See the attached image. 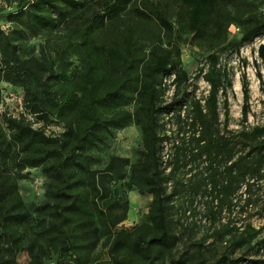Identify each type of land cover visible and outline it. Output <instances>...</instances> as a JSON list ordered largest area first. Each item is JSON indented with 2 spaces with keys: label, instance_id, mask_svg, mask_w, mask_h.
I'll list each match as a JSON object with an SVG mask.
<instances>
[{
  "label": "trees",
  "instance_id": "trees-1",
  "mask_svg": "<svg viewBox=\"0 0 264 264\" xmlns=\"http://www.w3.org/2000/svg\"><path fill=\"white\" fill-rule=\"evenodd\" d=\"M5 1L14 3L16 10L6 15L10 30L0 27V104L3 84L20 87L25 108L42 127L33 129L22 116L4 115L0 121V264L14 263L20 252L27 253L29 264H43L41 258L50 251L57 255L53 264H98L99 246L106 248L109 264H176L171 258L165 260L176 237L168 216V175L162 167L163 118L189 103V128L197 156L222 155L227 144L217 132L218 104L222 96L226 119L231 82L218 56L207 57L208 70L202 79L209 93L202 107L198 101L178 97L188 79L179 52L173 54L154 42L149 50L142 47L145 40L137 25L153 16L132 8L135 0ZM179 1L188 9L191 34L203 37L212 28L221 31L219 5L224 0ZM154 19L167 33L173 32L162 13L156 12ZM60 30L67 32L63 47L75 48L80 58L78 70H64L68 83L60 80L59 70L48 66L44 47L40 58L20 57L31 39ZM262 34L264 22H253L238 41L228 42L224 49L238 50ZM258 53L264 59V45ZM170 75L174 95L165 103L164 80ZM241 91L245 118L249 99L245 76ZM50 118L57 121L60 133L46 134L43 123ZM131 125H138L142 133L135 162L110 156L102 169L90 168L93 151L106 145L115 131ZM251 135L262 138L253 147L260 164L264 126ZM255 167L231 164L225 170L226 187L243 180ZM28 168H40L46 183L43 201L32 210L18 189L22 172ZM116 184L151 195L145 222L132 230L121 225L128 201ZM258 247L264 248V237ZM241 261L221 256L213 264Z\"/></svg>",
  "mask_w": 264,
  "mask_h": 264
},
{
  "label": "rangeland",
  "instance_id": "rangeland-1",
  "mask_svg": "<svg viewBox=\"0 0 264 264\" xmlns=\"http://www.w3.org/2000/svg\"><path fill=\"white\" fill-rule=\"evenodd\" d=\"M131 7L142 8L153 16L149 22L137 25L140 37L145 40L143 48L149 50L154 42L173 54L179 52L181 67L188 79L181 85L178 97L184 96L189 102L198 101L204 107L209 85L202 75L208 70L207 57L211 53L218 56L219 65L225 68L231 82V89L226 92V119L222 96H219L218 104L217 132L227 144L222 155L214 157L211 154L209 158L205 154L197 156L198 148L191 140L189 128V103L163 118L166 140L161 153L162 167L168 175L166 192L171 194L168 216L176 237L172 250L165 254L166 262L171 258L176 264H213L225 256L243 260L240 264H246L244 260H260L264 264V248L258 247V242L264 237V159L257 164V155L253 151L262 138L251 135L255 128L264 126V59L258 53L260 45H264V34L241 45L238 50L224 49L228 42L238 41L253 22H264V0H224L219 5L223 22L221 31L216 33L212 28L209 35L203 37L194 36L188 31V9L179 0H135ZM14 10V3L0 0V27L6 32L10 30L6 15ZM156 12L162 13L172 23L173 32L167 33L156 24ZM66 36L67 32L60 30L45 37L33 38L20 51V57L40 58L44 47L48 66L59 70L60 80L68 83L69 77L64 75V70H78L80 58L75 48L63 47ZM242 76L247 81L249 95L245 118L242 112ZM172 78L173 75H170L164 80L167 85L165 103H169L174 95V88L170 85ZM2 91L0 121L4 115L22 116L27 120L34 118L29 113L30 109L23 104V90L20 87L2 86ZM43 124L46 134L61 131L54 118ZM141 138L138 125L115 131L106 145L93 151L90 168L102 169L110 156L135 162L142 144ZM235 162L256 167L243 180L228 188L225 170ZM45 187L40 168L24 170L18 181L23 202L30 210L43 201ZM116 188L128 201L126 220L121 225L132 230L145 222L151 195L139 192L135 187L116 184ZM97 252L101 254L98 264H109L106 248L99 246ZM56 256L55 252L50 251L41 261L43 264H53ZM29 262L27 253L20 252L12 264Z\"/></svg>",
  "mask_w": 264,
  "mask_h": 264
},
{
  "label": "built area",
  "instance_id": "built-area-1",
  "mask_svg": "<svg viewBox=\"0 0 264 264\" xmlns=\"http://www.w3.org/2000/svg\"><path fill=\"white\" fill-rule=\"evenodd\" d=\"M6 86H8V85L3 84V87H6ZM20 109H21V107H20ZM32 116H33V115H32ZM13 118H16V117L13 116ZM17 118H19V117H17ZM25 120H26V122H28V123L31 124V127H32L33 129H39V128L42 127L40 123L35 122V119H34V118H33V119L30 118L29 120H27V119L25 118Z\"/></svg>",
  "mask_w": 264,
  "mask_h": 264
}]
</instances>
